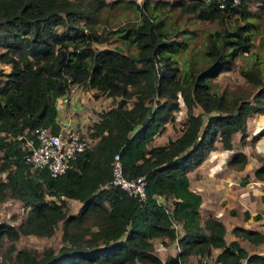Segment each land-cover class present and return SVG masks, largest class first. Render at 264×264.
<instances>
[{
  "label": "trees",
  "instance_id": "obj_1",
  "mask_svg": "<svg viewBox=\"0 0 264 264\" xmlns=\"http://www.w3.org/2000/svg\"><path fill=\"white\" fill-rule=\"evenodd\" d=\"M244 1L220 7L217 0H0V61L8 65L0 68V172L5 171L0 200L18 199L25 210L17 223L0 222V240L9 241L6 257L20 234L49 236L60 221L63 243L56 250L47 246L35 255L18 247L15 264H181L190 252L209 255L210 245L221 247L214 257L222 264H240L242 258L244 264H264L263 254L226 243L220 220L207 217L200 223V196L186 176L215 141L230 148L231 132H243L245 117L264 110V48L249 51L256 22ZM117 3L134 7L138 19L108 27L107 10ZM158 4L220 24L205 35L201 65L176 64L173 52L186 44L168 38ZM234 14L244 21L224 24ZM111 33L118 40L113 45ZM100 42L106 45H93ZM243 52H249L248 60L239 73L247 87L220 88L213 78ZM74 83L93 89L94 96L118 98L87 127L93 144L70 168L57 175L32 169L24 160L23 137L32 136L30 129L38 125L57 130L56 98ZM179 104L186 114L180 132L148 145ZM194 106L199 107L195 114ZM114 152L125 176H144V201L105 185ZM244 159L242 152L232 155L233 162ZM254 175L264 176V163ZM156 195L172 197V206L158 203ZM65 198L80 201L76 213H66ZM172 219L184 229L176 238L180 250L161 260L149 238L175 237ZM234 230L264 240L258 231Z\"/></svg>",
  "mask_w": 264,
  "mask_h": 264
},
{
  "label": "crops",
  "instance_id": "obj_2",
  "mask_svg": "<svg viewBox=\"0 0 264 264\" xmlns=\"http://www.w3.org/2000/svg\"><path fill=\"white\" fill-rule=\"evenodd\" d=\"M3 65L8 66L5 63ZM76 85L72 84L65 93L56 98L57 121L61 120L59 114L63 115V109L67 111L65 114H73L72 111H78L77 105L86 99L84 94L87 93L86 90L82 91ZM59 105L62 106L61 110L58 108ZM178 107V111L173 113L172 118L151 137L148 145L165 143L168 138L175 137L180 132L186 114L183 104H179ZM198 111L199 107L194 106L193 113ZM177 113L180 114L177 118L178 133L165 136L162 141L154 142V137H161L166 124H172ZM91 116L86 114V117L93 118ZM86 124L83 122L75 126L86 131ZM230 136V148H224L218 140L215 141V148L207 152L198 164L186 171L188 187L200 196L197 207L200 223L207 217L220 220L224 226L223 238L226 243L236 241L248 254L264 255V240L249 239L234 230V227L248 228L258 231L264 238V176L254 175V168L261 162L264 163V110L247 115L244 131L234 130ZM235 152H242L245 155L242 164L239 160L232 161V155ZM157 199L158 203L168 208L172 206L170 196L156 195ZM171 225L174 228L175 237L160 234L149 238L152 243V252L161 260L166 256L176 255L180 250L176 238L184 233V229L181 221L177 219H172ZM209 247L208 254L211 256H215L221 250L220 246L210 245ZM200 256L199 253L190 252L181 264L198 261ZM244 261L245 259L242 258L240 264H244Z\"/></svg>",
  "mask_w": 264,
  "mask_h": 264
},
{
  "label": "rangeland",
  "instance_id": "obj_3",
  "mask_svg": "<svg viewBox=\"0 0 264 264\" xmlns=\"http://www.w3.org/2000/svg\"><path fill=\"white\" fill-rule=\"evenodd\" d=\"M107 1H117V0H107ZM138 3H141L142 0H134ZM169 1L172 0H162ZM186 2H191L193 0H184ZM245 8L251 12H253V18L256 22V27L252 32V46L249 51H255L260 53L264 48V0H245ZM155 9L158 12V16L163 18L164 25L168 29V38L175 39L177 41H185L186 46L180 47L173 52V56L176 58V64L181 66L182 63L190 62L194 63L195 66H199L203 63L202 60V51L204 47L205 35L207 31H211L220 26V24L216 20H202L193 17L189 13L180 12L178 6H169L168 4H161ZM101 13V15H103ZM108 22L106 25L114 26L117 23H123L129 20H137L138 14L134 7L126 3H117L107 10ZM243 22L244 19L238 17L236 14L228 15L224 18V24L231 25L233 21ZM115 36L113 33L109 34L108 44L113 45L117 43L118 40L114 39ZM168 38H164L167 40ZM94 46L103 47L106 45L105 42L93 43ZM130 48H133L131 46ZM1 51V48H0ZM249 52H243L235 57L233 64L229 69L220 71L213 79L218 84L220 88L227 87L232 88L234 86L240 85L239 89H245L247 87V82L245 78L239 73L240 66L243 63H246ZM155 65L159 67L162 66L161 61H156ZM0 68L8 69V66H4L3 62L0 61ZM0 77H3L0 75ZM77 86V85H76ZM80 87V90L85 91L84 93L86 99L82 101L79 105H77L78 111H72L73 114H65L67 111L62 110V113L59 114L61 120L65 121L69 118L70 123L80 125L81 123H87L88 127L90 123L96 119L97 113L107 107L111 106L114 99L118 97L106 96L103 93H98L96 96L93 94V89L87 88L83 86ZM252 90H255L253 88ZM264 103V102H263ZM56 104V103H55ZM82 107V108H81ZM57 108V107H56ZM61 110L62 106H58ZM179 109V108H178ZM178 111V110H176ZM174 111L173 113H176ZM90 114L92 115L89 118L86 117ZM80 115V117H78ZM179 113L176 114V117L173 119L172 124H166V128L161 132V137H154V142L162 141L166 136H170L173 134H177L178 123L177 120ZM63 116V117H62ZM59 117V116H58ZM57 117V118H58ZM180 117V116H179ZM87 132V130H86ZM5 171L0 172V180L4 178ZM65 211L66 213H76L80 202L73 198H65ZM25 215V210L21 205V202L18 199L5 197L3 200H0V222L7 221L10 223H17L21 218ZM61 228L60 221L54 227V231L49 236L45 235H37V234H20V236L13 241L14 248H18L21 246L28 247L32 250L35 255H39L41 251L50 246L54 250L58 248L59 245L63 243L60 237ZM8 240L4 237L0 240V264H15L14 252L15 249L9 252V256L6 257L4 255L5 246L8 244ZM211 256V255H210ZM200 259V257H199ZM198 259V260H199ZM192 262L190 264L196 263Z\"/></svg>",
  "mask_w": 264,
  "mask_h": 264
},
{
  "label": "built area",
  "instance_id": "obj_4",
  "mask_svg": "<svg viewBox=\"0 0 264 264\" xmlns=\"http://www.w3.org/2000/svg\"><path fill=\"white\" fill-rule=\"evenodd\" d=\"M218 5H236L240 0H217ZM32 136L23 137L22 147L25 149L24 160L32 169L46 168L51 175L64 172L72 166L77 154L91 147L94 139L86 131L70 123L69 118L58 121L57 130H51L50 125H38L30 129ZM106 186H118L138 201L145 200V179L137 175L127 177L122 171L118 152L112 154L111 176ZM158 202V199L156 200ZM195 264H222L214 256L202 255Z\"/></svg>",
  "mask_w": 264,
  "mask_h": 264
}]
</instances>
